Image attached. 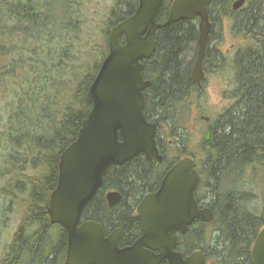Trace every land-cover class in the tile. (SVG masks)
<instances>
[{"label":"trees","instance_id":"1","mask_svg":"<svg viewBox=\"0 0 264 264\" xmlns=\"http://www.w3.org/2000/svg\"><path fill=\"white\" fill-rule=\"evenodd\" d=\"M85 1L0 0V105L7 111L0 124V238L11 216H20L10 239L1 242L0 264L66 261L67 232L48 212L60 157L92 108L86 94L109 51L111 28L139 3L115 0L105 14L102 42L87 49L82 45ZM172 2L164 0L159 22L166 20ZM212 4L210 12L233 19L236 46L226 52L218 40L205 55V79L213 74L228 81L222 93L228 102L212 117L211 139H201L197 154L184 147L190 135L186 116L200 109L208 93L205 80L198 87L192 78L195 58L186 62L190 50L197 52L198 24L180 20L156 32L155 50L143 61V77L151 83L144 112L157 123L164 161L141 154L111 165L82 221L102 223L105 234L121 228L120 245H131L141 234L136 211L141 198L159 187L172 164L191 156L199 172L196 200L213 217L194 221L179 235L178 249L184 255L202 250L206 264H253L252 247L264 227V0H247L237 13L226 0ZM175 145L178 155L169 157ZM109 190L123 196L112 207L105 197Z\"/></svg>","mask_w":264,"mask_h":264},{"label":"water","instance_id":"2","mask_svg":"<svg viewBox=\"0 0 264 264\" xmlns=\"http://www.w3.org/2000/svg\"><path fill=\"white\" fill-rule=\"evenodd\" d=\"M210 1L174 0L167 19L158 22L164 0H139L133 15L110 30L109 51L86 94L92 108L77 139L61 154L58 183L48 203L51 222L67 232L65 264H206L202 251L184 255L177 249L179 235L185 234L195 220L210 222L213 217L211 209L199 207L196 200L199 173L190 156L168 168L158 189L139 202L141 235L131 245H120V228L106 235L102 223L82 221V215L102 187L111 165L122 166L141 154L149 160H164L156 140L157 123L149 121L144 112V91L151 83L143 77V61L155 50L154 34L159 28L199 16L192 77L201 86L211 31ZM243 1L238 0L235 8ZM122 35L124 44L120 42ZM211 129L209 126L206 141ZM105 197L112 207L123 196L117 190H109ZM252 261L264 264V227L253 244Z\"/></svg>","mask_w":264,"mask_h":264},{"label":"rangeland","instance_id":"3","mask_svg":"<svg viewBox=\"0 0 264 264\" xmlns=\"http://www.w3.org/2000/svg\"><path fill=\"white\" fill-rule=\"evenodd\" d=\"M115 0H86L85 5L83 6V14L86 22V27L84 32L82 33L83 36V46L89 49L90 47L99 44L102 42L101 33H102V26H104L106 13L112 7ZM209 42V40H208ZM236 40L232 37L230 32L227 30L225 32V37L222 44V49L224 51H230L233 47V44ZM198 43V40H197ZM192 46V45H191ZM193 48V46H192ZM197 52L195 50H190L186 54V62L195 58L196 60ZM194 60V62H195ZM194 64V63H193ZM207 91L209 92L210 96V104L209 108L205 107V102L202 103L200 109L195 108V110H191L186 116V126L189 128L190 135L184 141V146L187 147L188 153H196L198 152L199 144L204 139V129H207V124L204 125L201 119L200 110L206 112L211 117H215L217 111H220L223 106L227 104V100L223 98V91L228 87V81L222 78L221 76L209 74L207 76ZM2 116V117H1ZM7 116V111H5L0 105V124H3L5 118ZM1 130V129H0ZM204 134V135H203ZM203 136V137H202ZM170 144L173 143L172 139H167ZM186 144V145H185ZM169 157H176L178 155V150L175 145V151H169L167 154ZM179 155H182L179 153ZM20 221V216L17 215L15 212L11 216V220L9 222V227L6 229V232L0 238V256L3 253L2 248V241L6 242L10 239L11 235L15 231L18 223Z\"/></svg>","mask_w":264,"mask_h":264},{"label":"flooded vegetation","instance_id":"4","mask_svg":"<svg viewBox=\"0 0 264 264\" xmlns=\"http://www.w3.org/2000/svg\"><path fill=\"white\" fill-rule=\"evenodd\" d=\"M213 1H221V0H211L209 5H211L213 3ZM237 1L238 0H226V2L231 7V10H232L233 13L240 12V10L247 4V0H244L243 3L238 8H235V4H236ZM209 5H208V7H209ZM208 14H209L210 22H211V32H210V36H209L208 46L211 47V45L216 43L218 40L220 42H222V44H223V40H224V37H225V32L227 30L230 32L232 30V28L235 27L234 26V21H233V19L231 17H227L226 15H217V13L215 12V9H212L211 12L208 10ZM192 21L196 22L198 24V28H199L200 18L196 17V18L192 19ZM121 38L124 39V36H121ZM235 46H236V42L233 44L232 49H234ZM227 52H229V51H227ZM206 65H207V63H206ZM206 65L204 67L206 69H208L209 67L208 66L206 67ZM204 80H205L204 82L207 81V79H204ZM205 89L207 91V85H206ZM207 93H208V98L205 101V107L204 108H209V105H211L210 104L209 92L207 91ZM218 112L219 111H217V113ZM201 119H202L204 125L207 124V128L209 127V125H211V124L213 125L211 115H208L206 112L201 115ZM213 128L211 129L210 139H211V136H212ZM207 130L208 129H206L205 135L207 133ZM205 135H204V137H205ZM209 140H207V141H209Z\"/></svg>","mask_w":264,"mask_h":264},{"label":"bare ground","instance_id":"5","mask_svg":"<svg viewBox=\"0 0 264 264\" xmlns=\"http://www.w3.org/2000/svg\"><path fill=\"white\" fill-rule=\"evenodd\" d=\"M81 33V32H80ZM193 78V77H192ZM194 80V79H193ZM197 104V103H196ZM200 104V103H199ZM203 106V105H202ZM209 126H212V128H213V125L211 124V125H209ZM209 128V127H208ZM207 128V129H208ZM206 130L204 129V132H205ZM208 131V130H207ZM205 134V133H204ZM203 134V135H204ZM206 136V135H205ZM203 137V136H202ZM204 139H205V137H204ZM206 141V140H205ZM186 145V144H185ZM185 147V146H184ZM187 148V147H186ZM196 169H197V163H196ZM198 171V170H197ZM199 173V172H198ZM203 207H207V206H203ZM181 235H183V234H181ZM178 244H179V240H178ZM177 249H178V246H177ZM179 250V249H178ZM180 251V250H179ZM198 251V250H197ZM200 251H202V250H200ZM182 252V251H181ZM203 252V251H202ZM184 254V253H183Z\"/></svg>","mask_w":264,"mask_h":264}]
</instances>
